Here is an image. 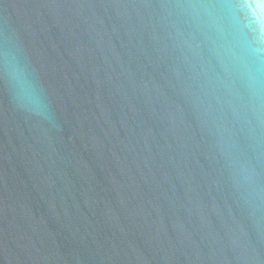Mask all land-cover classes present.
Segmentation results:
<instances>
[{"label":"water","instance_id":"water-1","mask_svg":"<svg viewBox=\"0 0 264 264\" xmlns=\"http://www.w3.org/2000/svg\"><path fill=\"white\" fill-rule=\"evenodd\" d=\"M0 264H264V0H0Z\"/></svg>","mask_w":264,"mask_h":264}]
</instances>
